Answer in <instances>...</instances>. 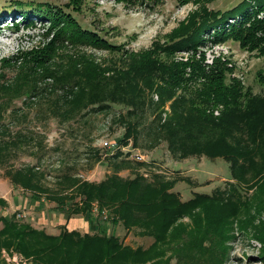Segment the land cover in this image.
<instances>
[{
	"label": "trees",
	"instance_id": "16d2710c",
	"mask_svg": "<svg viewBox=\"0 0 264 264\" xmlns=\"http://www.w3.org/2000/svg\"><path fill=\"white\" fill-rule=\"evenodd\" d=\"M117 1L133 5L144 0ZM206 1L211 0H195L200 3L199 8L191 12L165 42L155 41L151 48L141 52L127 51L131 53L130 69L115 70L116 74L111 76L105 74L111 68L94 63L85 53L77 59L69 57L68 62L63 60L58 74V55L66 47L92 46L120 51L124 46L84 28L73 13L61 6L50 2L31 3L34 10L22 14L23 23L35 28L37 21L49 22L43 36H53L44 45L40 43L29 51L19 50L13 65L23 68L12 80L4 75L0 81V95L7 99L19 96L30 87L31 73L41 75L42 79L48 77L52 83H46L43 90L32 87V90L36 89L32 94L28 93L26 105L33 106L45 99L50 112L65 121L88 109L105 112L112 104L123 100L126 110L116 121L125 127V132L118 144L127 145L133 141L136 146L144 134L151 137L150 147L165 141L177 158L205 154L223 157L230 163L233 176L250 182L245 162L254 161L255 147L262 138L260 133L251 131L249 124L264 112V94L255 95L245 90L237 80L227 82V72L231 70L228 60L218 56L208 63L202 48L233 41L243 49L255 50L264 56V0H241L225 10L211 9ZM17 3L22 5L20 1ZM70 6L80 10V0H72ZM183 50L194 54L187 61L171 59ZM3 60L10 59L4 57ZM80 75L83 77L76 79ZM258 81L264 86V72H258ZM91 86L110 91L101 94L106 97L96 99L91 96ZM180 88L182 94L171 103L172 111L163 121L164 103ZM154 91L159 95L156 102L147 97ZM218 105H224V109L215 116L210 110ZM6 109L7 106L0 104V122ZM149 112L154 117L146 127ZM1 145L0 141V150ZM123 154L119 148L112 156L118 158ZM136 162V166L131 167L133 177L119 173L130 166L122 159L114 163L113 173L98 182L65 174L63 185L56 191L40 184L37 172L30 167L8 170L7 175L16 186L35 193L50 192L48 198L69 218L77 214L91 215L94 203H98L100 209L110 210L113 222H121L128 229L144 228L143 234L154 236L156 242L149 248L134 249L115 234L82 233L66 226L58 234L48 233L17 219L16 214H4L0 216L3 224L0 227V264H9L3 256L4 250L35 264H171L163 258L164 244L171 246L176 257L191 251L176 245L181 230L180 225L175 224L186 215L194 218L195 226L187 230V234L191 237L188 246L198 251L196 258L210 264L225 262L230 249L227 245L228 231L232 227L230 219L236 217L240 204L247 212L251 209L249 203L240 200V189L230 184L214 196L196 195L183 203L178 193L170 191L173 180L161 173L151 174L153 178L149 180L141 172L147 163ZM257 167L256 175H264V159L259 160ZM69 189L70 194L67 193ZM263 189L264 181L258 191ZM78 197L81 199L77 200ZM262 204L258 202V205ZM6 205L7 200L0 197V208ZM254 217L249 216L241 225L252 223ZM252 228L254 235L264 243V219Z\"/></svg>",
	"mask_w": 264,
	"mask_h": 264
},
{
	"label": "rangeland",
	"instance_id": "374dc122",
	"mask_svg": "<svg viewBox=\"0 0 264 264\" xmlns=\"http://www.w3.org/2000/svg\"><path fill=\"white\" fill-rule=\"evenodd\" d=\"M22 2L18 5L17 2ZM144 0L137 4L129 5L117 0H80V10L73 9L72 0H0V81L9 77L15 78V73L23 67L14 66V56L19 55L20 49L31 50L36 45H44L50 41L52 34L47 38L43 36L45 30L50 25L49 22L37 21L35 28L26 27L23 23V16L27 11H33L31 3L50 2L53 5L63 7L67 12L73 13L80 24L87 29L97 31L103 38L110 42L123 45L120 51L100 49L92 46L81 48L66 47L62 49L58 58V74L62 69V61L68 62L69 57L80 58L85 53L94 63L104 68H111L105 74L111 76L116 74L115 70L125 71L130 69V55L127 51L141 52L152 47L155 41L165 42L169 34L184 21L191 12L199 8L200 3L195 0ZM241 0H211L206 1V5L211 9H229ZM205 52L206 61L212 63L214 57L227 59L231 70L227 72V82L232 80L240 81L245 90L253 94H264V86L258 81V72H264V56L257 51L243 49L239 43L229 41L220 44H209L202 48ZM126 50V51H125ZM201 51V50H200ZM193 51H178L171 59L176 61H187ZM21 55V54H20ZM199 56V54H197ZM10 60L4 61L3 58ZM22 57V56H20ZM165 57V56H164ZM56 69V68H55ZM83 75L76 79L82 78ZM30 87L25 89L19 96L13 99L0 95V104L7 106L0 122V197L20 196L19 204H23L26 197L38 202V209L33 207L15 208L7 200V205L0 208V216L12 213L16 209L26 212L27 217L21 221L30 223L32 226L44 229L48 233L58 234L68 224H60V221L53 214L57 209L56 203L48 198V193H35L33 190L24 189L12 183L7 175L8 170L30 167L38 174V181L51 191L58 190L63 185V177L70 174L74 178L91 181H101L114 172V163L122 159L129 162V167L120 170L124 177H133L131 167L136 166L138 160L147 163L141 168V172L150 180L153 173H161L173 180V187L170 191L179 194L181 202H187L196 195L214 196L216 192L223 191L231 185L240 189V200L249 203L251 209L247 212L244 205L240 208L236 217H231L232 227L229 228L227 245L228 258L222 264H264V243L255 235L252 226L264 219V189L258 191V186L262 184L263 174L256 175L259 168V160L264 159V112L259 119L251 121V131L261 134L254 155V161L245 162L249 168L248 177L250 182L233 176L230 163L223 157H210L208 155H193L174 157L167 143L162 141L156 147H150V138L144 134L138 144L120 145L123 155L118 158L113 157L115 148H106V140L118 143L123 137L125 127L116 121L120 113L125 112L123 100L105 112H95L88 109L83 114L71 120H64L55 117L49 110V104L45 99L33 106L26 105L28 93H33L32 87L46 89V83H52L48 77L42 79L41 75L34 76L31 73ZM2 83V82H0ZM157 86V84L155 85ZM104 88V87H103ZM106 89V88H105ZM50 88H47L49 91ZM91 96L97 98L106 97L108 91L97 89L91 86ZM148 91V90H147ZM182 88L177 89L173 98L167 100L162 113L163 121L171 113V103L181 95ZM57 97V95L55 94ZM152 101H158L157 92L149 93ZM224 105H218L213 112L215 116L221 114ZM150 112L145 120V125H149L153 119ZM130 153V154H126ZM138 154V155H137ZM256 175V176H254ZM262 177H261V176ZM5 190V191H4ZM7 192V193H6ZM67 193H71V190ZM5 198V197H4ZM11 199V198H10ZM81 198L78 197L77 200ZM262 205H258V202ZM10 203V204H9ZM69 205V203H68ZM94 207H98L97 213ZM91 215L77 214L70 220V225H78L77 228L69 230H79L82 233L106 232L117 235L125 245L134 249L139 247L149 248L156 238L149 234H143L144 228H125L121 222L111 220L109 209H100L98 203H94ZM199 210V208L197 209ZM45 212V214H43ZM103 212L107 218H103ZM255 216L252 223L241 222L248 220L249 216ZM90 219V220H89ZM84 221H92L89 226ZM0 218V227H2ZM175 225H180V238L176 245L180 248H187L188 254L179 257L173 255L171 246L164 244L162 250L164 260L171 264H210L205 260H198L197 249L190 245L191 237L187 230L192 229L194 218L190 215L181 217ZM172 229V228H171ZM170 229V230H171ZM175 245V244H174ZM215 247V246H213ZM213 251V250H212ZM211 252V251H210ZM3 256L9 264H35L33 261L23 258L14 253L8 254L5 250ZM169 259V260H168ZM179 262V263H178Z\"/></svg>",
	"mask_w": 264,
	"mask_h": 264
},
{
	"label": "crops",
	"instance_id": "0c3cea01",
	"mask_svg": "<svg viewBox=\"0 0 264 264\" xmlns=\"http://www.w3.org/2000/svg\"><path fill=\"white\" fill-rule=\"evenodd\" d=\"M3 196L5 197V199H7L11 203V204L10 203L9 204L11 206L13 205L15 208H20L23 205L22 207H29V208L31 207L32 208L34 206L33 207L34 209H38V202L36 200H34V199L29 198V197H26L23 200V202H22L23 204H19V202H21L20 201V196H14L13 197V203H12V196L11 197H7L5 195H3ZM18 210H20V209H18ZM58 211L61 212L60 213V216L59 215L58 216L55 215V214H57ZM43 214H45V212H43ZM53 214L55 215L54 217H57L58 218V220L60 221V224H63V225L68 224L67 226L68 227L70 226L71 228H77V227H79L78 225H70V220L72 218H74V217H70L69 218L68 215L66 213L62 212L60 209H58V208L57 209H54L53 210ZM91 222L90 221H88V222L87 221L86 222L84 221L83 226H80V227H85L86 226L85 224H87V226H89V224H91Z\"/></svg>",
	"mask_w": 264,
	"mask_h": 264
},
{
	"label": "built area",
	"instance_id": "2783aa9c",
	"mask_svg": "<svg viewBox=\"0 0 264 264\" xmlns=\"http://www.w3.org/2000/svg\"><path fill=\"white\" fill-rule=\"evenodd\" d=\"M104 146L106 147V148H115V150H117V149H121L122 147H120V145H118V143H116V142H111V141H108V140H106L105 142H104ZM138 155V154H137ZM141 158V156H137L135 159L136 160H142V159H140ZM138 160V161H139ZM2 198H4V197H2ZM98 207H94V211L97 213V211H98ZM7 211V213H5V214H8V215H11V214H16V217H17V219H21V220H23L24 218H26L27 217V214H26V212H24V211H21V210H18V209H16V210H14L12 213H10L8 210H6ZM93 211V210H92ZM103 218H107V214H105L104 212H103Z\"/></svg>",
	"mask_w": 264,
	"mask_h": 264
}]
</instances>
